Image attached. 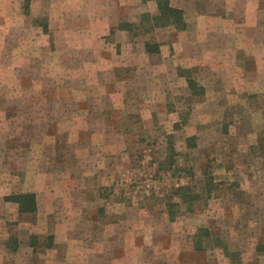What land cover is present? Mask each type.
I'll list each match as a JSON object with an SVG mask.
<instances>
[{
	"label": "rangeland",
	"instance_id": "374dc122",
	"mask_svg": "<svg viewBox=\"0 0 264 264\" xmlns=\"http://www.w3.org/2000/svg\"><path fill=\"white\" fill-rule=\"evenodd\" d=\"M151 1L0 0V264H264V0Z\"/></svg>",
	"mask_w": 264,
	"mask_h": 264
},
{
	"label": "trees",
	"instance_id": "16d2710c",
	"mask_svg": "<svg viewBox=\"0 0 264 264\" xmlns=\"http://www.w3.org/2000/svg\"><path fill=\"white\" fill-rule=\"evenodd\" d=\"M155 1L157 2L158 15L151 18L156 27L173 25L179 30L185 28L186 24L184 22L182 10L170 6V0ZM146 51L150 53H157L158 48L151 49V47L146 44ZM192 84L193 83L189 80L188 85L191 86ZM8 199L18 205L21 213L34 214L37 212V202L34 193L28 192L17 194Z\"/></svg>",
	"mask_w": 264,
	"mask_h": 264
},
{
	"label": "crops",
	"instance_id": "0c3cea01",
	"mask_svg": "<svg viewBox=\"0 0 264 264\" xmlns=\"http://www.w3.org/2000/svg\"><path fill=\"white\" fill-rule=\"evenodd\" d=\"M192 1L195 2L197 0H192ZM151 2H153L155 4V8H156V10L150 11V13H151L150 15L152 17H154V16L158 15L157 2L155 0H152ZM183 3H184V0H170V6H172L173 8L180 9V10H182L184 8ZM183 15H185V14L183 13ZM106 18L102 17V20H101V23L104 25V34L109 33L110 31H116V32L118 31L121 33L125 32V31L128 32V30L130 28L125 27V26L127 23H132V22H127V21H122L121 19L116 22L115 20L112 19L113 18L112 16L109 18H108V16H106ZM132 21H134V19H132ZM154 28L156 29L157 27L155 26ZM63 30H64V32L67 31V27H63ZM152 30L153 29H151V31ZM149 34H151V33H149ZM143 48H144L145 52H147L146 51V43H144ZM160 48H161V45L158 43V52L160 51ZM152 54H154V53H152Z\"/></svg>",
	"mask_w": 264,
	"mask_h": 264
}]
</instances>
